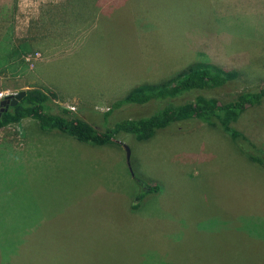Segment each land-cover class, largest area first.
I'll list each match as a JSON object with an SVG mask.
<instances>
[{
  "label": "rangeland",
  "instance_id": "obj_1",
  "mask_svg": "<svg viewBox=\"0 0 264 264\" xmlns=\"http://www.w3.org/2000/svg\"><path fill=\"white\" fill-rule=\"evenodd\" d=\"M191 63L236 74L195 93L220 102L264 84V0H0V99L42 90L98 132L151 114L104 112ZM231 127L264 145V101ZM136 182L157 190L132 209ZM0 264H264V169L198 121L104 146L7 125Z\"/></svg>",
  "mask_w": 264,
  "mask_h": 264
},
{
  "label": "trees",
  "instance_id": "obj_2",
  "mask_svg": "<svg viewBox=\"0 0 264 264\" xmlns=\"http://www.w3.org/2000/svg\"><path fill=\"white\" fill-rule=\"evenodd\" d=\"M235 78L236 74L233 71H223L209 64L191 63L165 80L142 83L131 88L122 99L114 102L104 112L105 115L122 105L142 106L151 103L156 106L155 110L147 116L119 119L111 127L105 126L102 132L96 131L69 110L57 108L58 113L49 112L47 103L49 97L53 95L32 88L24 90V96L20 101L0 114V128L31 119L40 132L55 131L79 143L104 146L114 143V137L119 133L131 135L136 141L141 142L174 123L192 120L219 129L236 144L238 152L246 161L264 169V145L256 147L243 134L231 127L246 110L264 101V84L256 89L243 91L227 102L195 94L200 91L223 90ZM106 117L104 116V119ZM136 183L138 193L134 197L132 209L138 207L145 194L157 190L155 186Z\"/></svg>",
  "mask_w": 264,
  "mask_h": 264
},
{
  "label": "water",
  "instance_id": "obj_3",
  "mask_svg": "<svg viewBox=\"0 0 264 264\" xmlns=\"http://www.w3.org/2000/svg\"><path fill=\"white\" fill-rule=\"evenodd\" d=\"M23 96H24V91H19L16 94L3 97L0 100V106H2V108L0 109V113L5 112L6 109H8V107L15 106L17 104V102L20 101V99ZM123 148L125 150V161H126V164L128 165L129 152H128V149L126 147H123Z\"/></svg>",
  "mask_w": 264,
  "mask_h": 264
},
{
  "label": "flooded vegetation",
  "instance_id": "obj_4",
  "mask_svg": "<svg viewBox=\"0 0 264 264\" xmlns=\"http://www.w3.org/2000/svg\"><path fill=\"white\" fill-rule=\"evenodd\" d=\"M1 99H2V98H1ZM1 99H0V100H1ZM1 108H2V106H0V109H1ZM6 110H7V109H6ZM0 114H1V113H0Z\"/></svg>",
  "mask_w": 264,
  "mask_h": 264
},
{
  "label": "crops",
  "instance_id": "obj_5",
  "mask_svg": "<svg viewBox=\"0 0 264 264\" xmlns=\"http://www.w3.org/2000/svg\"><path fill=\"white\" fill-rule=\"evenodd\" d=\"M63 3H64V2H61L60 4L64 5Z\"/></svg>",
  "mask_w": 264,
  "mask_h": 264
}]
</instances>
